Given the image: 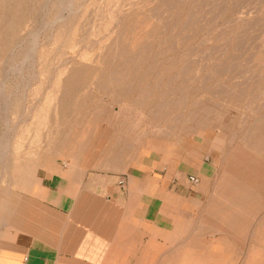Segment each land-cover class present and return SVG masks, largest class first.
<instances>
[{
  "label": "rangeland",
  "instance_id": "374dc122",
  "mask_svg": "<svg viewBox=\"0 0 264 264\" xmlns=\"http://www.w3.org/2000/svg\"><path fill=\"white\" fill-rule=\"evenodd\" d=\"M0 79L12 217L136 167L206 189L220 264H264V0H0Z\"/></svg>",
  "mask_w": 264,
  "mask_h": 264
},
{
  "label": "crops",
  "instance_id": "0c3cea01",
  "mask_svg": "<svg viewBox=\"0 0 264 264\" xmlns=\"http://www.w3.org/2000/svg\"><path fill=\"white\" fill-rule=\"evenodd\" d=\"M143 175L133 167L121 187L110 175L79 183L60 173L15 217L0 196V264H220L201 223L206 189Z\"/></svg>",
  "mask_w": 264,
  "mask_h": 264
},
{
  "label": "bare ground",
  "instance_id": "6f19581e",
  "mask_svg": "<svg viewBox=\"0 0 264 264\" xmlns=\"http://www.w3.org/2000/svg\"><path fill=\"white\" fill-rule=\"evenodd\" d=\"M72 7V6H71ZM70 12V11H69ZM71 13V12H70ZM67 16V15H66ZM15 17V16H14ZM64 17V16H63ZM60 18V17H59ZM62 18V17H61ZM56 19V18H55ZM54 23V22H53ZM14 28V27H13ZM35 31V30H34ZM37 31V30H36ZM32 34V33H31ZM34 38H35V36H34ZM32 42H33V38H32ZM37 43V42H36ZM121 43H117V46H119ZM112 45V44H111ZM33 46H35V45H33ZM116 46V47H117ZM30 48V47H29ZM35 48V47H34ZM31 49H33L32 47H31ZM32 51V50H31ZM33 52V51H32ZM29 53H30V51H29ZM36 53V52H35ZM34 53V54H35ZM117 55V54H116ZM28 56H30V55H28ZM32 56V55H31ZM32 61V60H31ZM33 63V62H32ZM31 63V64H32ZM33 66V65H32ZM34 72V71H33ZM32 72V73H33ZM3 82V80H1L0 79V82ZM2 82L0 83V87H2ZM27 86V85H26ZM1 89V88H0ZM148 91V90H147ZM142 92V91H141ZM147 93V92H146ZM65 96V95H64ZM8 98V97H7ZM11 100V99H10ZM10 100H8V101H10ZM5 101H7V100H5ZM7 101V102H8ZM11 102V101H10ZM171 102V101H170ZM5 103V102H4ZM9 103V102H8ZM8 103H6V104H8ZM9 105V104H8ZM163 105V104H162ZM248 105H249V103H248ZM7 106V105H6ZM5 107V106H4ZM3 107V108H4ZM8 107V106H7ZM6 108V107H5ZM10 108V107H9ZM173 113V112H172ZM169 114V113H168ZM178 115V114H177ZM171 116V115H170ZM173 118V117H172ZM17 121V120H16ZM15 123V122H14ZM17 129V128H16ZM8 130V129H7ZM10 130V129H9ZM8 130V131H9ZM6 133L0 138V140L2 139V141L4 140L5 141V143H3L4 145H3V148H0V179H2V181H3V179H5V173H6V171H8V154L10 153V152H8V149H9V140H10V138L11 137H9L8 136V132L7 131H5ZM10 133V132H9ZM9 135H11V134H9ZM13 135V134H12ZM16 164V163H15ZM13 165V164H12ZM15 166V165H14ZM11 176V175H10ZM21 176H25V170L22 172V175ZM0 189H1V187H0ZM264 231V230H263ZM258 248V247H257ZM263 259V258H262Z\"/></svg>",
  "mask_w": 264,
  "mask_h": 264
},
{
  "label": "built area",
  "instance_id": "2783aa9c",
  "mask_svg": "<svg viewBox=\"0 0 264 264\" xmlns=\"http://www.w3.org/2000/svg\"><path fill=\"white\" fill-rule=\"evenodd\" d=\"M189 181L192 182V183H195V182L198 181V179L195 176L192 175V176L189 177ZM124 184H125V180L120 178L118 180V185L121 186V187H124Z\"/></svg>",
  "mask_w": 264,
  "mask_h": 264
}]
</instances>
